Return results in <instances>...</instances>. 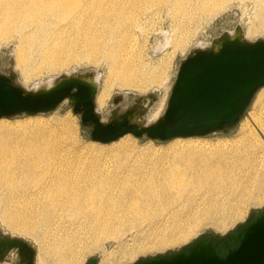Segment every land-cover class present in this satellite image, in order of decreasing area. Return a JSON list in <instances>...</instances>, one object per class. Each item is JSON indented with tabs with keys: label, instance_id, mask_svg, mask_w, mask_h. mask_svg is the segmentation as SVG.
Segmentation results:
<instances>
[{
	"label": "bare ground",
	"instance_id": "bare-ground-1",
	"mask_svg": "<svg viewBox=\"0 0 264 264\" xmlns=\"http://www.w3.org/2000/svg\"><path fill=\"white\" fill-rule=\"evenodd\" d=\"M230 1L122 0L117 1V5L121 9L128 3L137 12V6L143 2L145 8L138 13H147L153 6L169 3L184 31L194 20L192 11L214 12L223 9ZM254 1L264 15V0ZM80 3L81 0H0V41L18 39L16 60L26 79H30L40 66L50 70L64 67L75 60L77 54L95 58L93 53L100 45L104 46L103 53L109 50H112V54L116 50H131L130 43L123 44L119 39L115 40V44L105 46V39L117 38L114 34L116 27L108 26L112 24L106 9L109 4L103 5L99 11L90 13L89 10L85 13L76 7ZM113 4L116 5L115 2ZM86 6L92 7L91 3ZM113 9L115 14L110 10L113 20L116 18L120 22L128 17L115 6ZM239 34L240 28L230 32L232 37ZM200 44H197V48H205ZM81 47L84 50H79ZM123 61L125 63L114 68L121 86L136 89L143 86L147 75L145 68L142 65H129L130 59ZM73 71L67 70L66 74ZM98 76L92 74L88 77L98 84ZM107 94V90L97 94L98 107L105 104ZM135 119L144 122L140 113L136 114ZM255 124L264 137V117ZM66 132L70 133V130L64 126L0 125V191L7 193L9 203L18 198H25L20 200L22 203H30L29 210L24 212L11 203L3 204L5 220L12 228L33 235L43 249L62 260L61 264H77L80 241L88 233L107 231L108 224L117 219L118 212H122L119 215L123 217L134 220L141 218L143 221L154 213H173L181 207L189 208L199 197L202 199L214 193L241 190L246 199L247 186L252 179L262 186V175L254 174L251 170H259H256L257 150L261 149L264 153V143L250 128L244 133L243 141L231 147L211 148L189 143L174 150L166 159L138 160L137 163L135 159L129 158L131 155L127 150H114L116 165H110L106 160L97 165L96 159H93L89 161L88 169L82 167L81 152H72L74 158H67L70 151L64 146ZM121 159L124 161L120 162ZM89 171L93 172L87 174ZM255 188L259 189L257 186ZM257 195L254 201H264V192ZM15 207L12 211L11 208ZM18 207L23 206L18 203ZM241 214L239 212L238 215ZM65 216L68 220L65 218L63 221ZM77 216L79 219L74 222ZM200 221L178 229L176 234L161 235L150 248L186 240L202 225ZM34 223L44 226L55 224V230L66 231V236L60 240L55 237V244L45 248L44 235L36 233ZM38 230H41L40 227ZM111 263V259L105 258L100 264Z\"/></svg>",
	"mask_w": 264,
	"mask_h": 264
},
{
	"label": "rangeland",
	"instance_id": "rangeland-1",
	"mask_svg": "<svg viewBox=\"0 0 264 264\" xmlns=\"http://www.w3.org/2000/svg\"><path fill=\"white\" fill-rule=\"evenodd\" d=\"M117 1L122 2V0H81V3L76 7L81 12L85 11L86 13L90 10V13H92L101 10L103 5L109 4L106 9L109 12V21L112 24H108V26L116 27V33L114 34L117 35V38L105 39V46L115 44V40L119 39L123 44L130 43L131 50H116L115 54H112V50H109L103 53L105 51L104 46L100 45L99 49H96V53H93L95 58L76 53V59L71 60L66 66L52 70L40 66V69L37 68L33 72L30 79H26L21 66L17 64L16 57L19 43L18 39L14 38L5 42L0 41V74L13 77L19 85L27 90H34L45 83L47 85L53 79L55 80L66 74L67 70L70 69L75 70L73 72L78 75H99L97 94L104 90H107L108 93L102 107H98L96 100L97 112L101 118L108 121L118 117L126 110L137 108L141 112L140 115L144 122L149 124L155 122L164 114L180 64L187 56L198 49V43H201L200 46L205 48H211L213 42L224 33L232 32L237 28H240L241 37L245 40H264V15H262L260 6L254 0H232L223 9L214 12H203L204 14L201 11L197 13L192 11L194 20L184 31L181 29L182 23L173 13L171 6H168L169 3L153 6L147 13H138L145 8L146 4L140 2L141 5L137 6L139 10L136 12L129 7L128 3L119 9ZM114 2L116 5L113 4ZM88 3H91L93 8H88L86 6ZM99 5H101L100 8ZM113 6L121 14L126 13L128 17L121 19L120 22L116 18L113 20L111 15V12L115 14ZM99 27H101V24H99ZM77 30L75 31L78 33ZM79 33L81 34V32ZM79 50L84 49L81 47ZM124 59H130L131 64L129 65L138 67L142 65L145 68L147 75L145 83L139 87L140 89L121 86L114 68L121 63H125ZM115 61L116 63H114ZM262 116L264 117V86L256 93L249 108L236 126L206 136L177 137L162 141L146 136L136 137L128 133L109 143L94 141L91 138L92 128L82 124L79 114L74 113L73 105L68 101L63 102L50 112L0 118V125L6 123L11 127H26V125L33 127L37 124L45 128L64 126L65 129L70 130V133L66 132V139H64V146H67L66 149L70 151L67 158H74L72 152H81L82 167L86 166L87 168L89 161L93 159H96L97 165H100L103 160L109 161L110 165H114V152L116 150L121 152L127 150L131 155L129 158L131 160L135 159L137 163L138 160L141 162L140 160L156 161L166 159L174 150L189 143L211 148L216 146L231 147L243 141L244 133L248 128L252 129L264 143V137L255 124L256 121L263 119ZM247 136L250 135L247 133ZM256 160L259 165H257L256 170L261 171H251L255 172L254 174L259 173L262 175H259L262 179V186L255 182L256 179H252L247 186L246 199H244L245 195L241 190L214 193L202 199L199 197V200L190 205L189 208L181 207L173 213L169 211L163 214L154 213L143 221H141V218L134 220L128 218V216L123 217L119 215L123 213L118 212L117 219L108 224L107 231L88 233L80 241L78 247L80 255L77 264H88L91 258H95L97 264H100L105 258L111 259V264H134L138 261L187 251L200 237L206 240L211 237L214 243L217 244V252L224 256L229 247H236L239 242L231 240L224 243L221 240L226 239L229 232H238L242 227L247 226L258 216L264 214V201L261 203L254 201V198L258 196L257 194L261 195L264 192V188H260L264 187V171H262L264 170V153L261 149L257 150ZM122 161L124 159L120 160V162ZM91 172L93 171H89L87 174ZM256 186L259 189H256ZM7 199V193L0 191V233L20 237L28 241L35 248L37 264H61L62 260H59L54 253H48L43 249L42 244L33 235L20 232L7 223L5 220L6 215L3 213V204L11 203L23 212L29 210L30 206V203L20 202L21 199L25 198H18L10 203ZM18 203L23 207H18ZM221 206L222 210L220 209ZM15 209L16 207L11 208L12 211ZM239 212L243 214L239 216ZM77 217L74 222L79 219V216ZM64 219L68 220V217L65 216L63 221H65ZM202 219L204 220L202 221ZM198 221L202 222V225L186 240L167 246H153L150 248L161 235L176 234L178 229L188 227L189 224ZM34 225H36V233H43L44 235L43 246L45 248L55 244V237L60 240L66 236V231L61 229L57 232L55 230V224L44 226L34 223ZM38 227L41 230L37 231ZM168 228L169 230H167ZM45 242L47 243L45 244ZM0 264H21L18 252L16 250L9 251L5 258L0 261Z\"/></svg>",
	"mask_w": 264,
	"mask_h": 264
},
{
	"label": "water",
	"instance_id": "water-1",
	"mask_svg": "<svg viewBox=\"0 0 264 264\" xmlns=\"http://www.w3.org/2000/svg\"><path fill=\"white\" fill-rule=\"evenodd\" d=\"M90 75L71 72L27 90L13 77L0 74V118L46 113L68 101L82 124L92 128L91 138L102 143L128 133L167 141L224 131L240 122L264 86V40L248 41L241 33L232 37L226 32L211 48L196 49L180 64L164 114L149 124L135 119L141 114L137 108L108 121L101 118L96 107L98 84ZM231 240L239 243L224 256L211 237H200L187 251L134 264H264V214L221 241ZM11 250L18 252L21 264H37L28 241L0 233V261ZM88 264L97 260L91 258Z\"/></svg>",
	"mask_w": 264,
	"mask_h": 264
}]
</instances>
